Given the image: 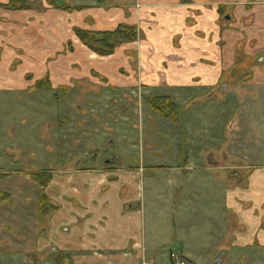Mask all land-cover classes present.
<instances>
[{"label":"crops","instance_id":"0c3cea01","mask_svg":"<svg viewBox=\"0 0 264 264\" xmlns=\"http://www.w3.org/2000/svg\"><path fill=\"white\" fill-rule=\"evenodd\" d=\"M30 1V8L9 9L0 0V95L54 99L60 87L101 79L106 86H138V93L112 98L167 97L179 109L178 123L158 119L183 136L172 141L169 131L153 126L150 143H162L154 154L166 160L147 168L123 169L105 159L99 165L116 168L52 167L45 189L53 210L38 250L2 254L0 264H163L169 253L144 222L153 204L163 214L179 203L196 222L211 220L203 240L174 237L182 244L173 253L185 264L220 251L226 264H264V0ZM120 23L135 25L138 37L107 56L74 33ZM176 215L174 229L184 232L185 219Z\"/></svg>","mask_w":264,"mask_h":264},{"label":"rangeland","instance_id":"374dc122","mask_svg":"<svg viewBox=\"0 0 264 264\" xmlns=\"http://www.w3.org/2000/svg\"><path fill=\"white\" fill-rule=\"evenodd\" d=\"M92 76L99 75L95 72ZM99 81L96 84L77 81L71 88L60 87L54 99H50L49 93H43L44 96L37 93L33 97L35 99L4 98V95H0V255L38 250L36 240L47 230L53 210L50 188L48 186L45 189V186L37 183L35 175L39 174L38 180L42 181L45 174H50L52 167L61 168L65 165L71 169L73 166L115 169L114 165H99L105 158L123 169L137 165L147 168L150 162H165L162 153L159 156L154 154L160 150L156 145L161 146L162 143H150L156 139L152 135V128H165L170 132L172 141H176L181 129L177 130L174 124L168 125L160 120L163 117L154 113L156 111L150 108L149 98L143 95L135 96L136 100L128 95H119L120 99L117 96V100L112 98V93H138V86H106L104 79ZM97 92L101 93L102 100L95 102L88 99L91 93ZM149 116L153 120L149 118L146 121ZM116 123L120 125L119 130L116 129ZM185 132L184 135H190ZM176 150L171 149L170 156H176ZM132 157L139 158V161L132 160ZM66 160L68 164H62ZM172 194V204L177 203L178 196L174 191ZM172 207L177 208L176 205L165 206L164 213L160 214L158 206L153 204L150 217L144 222L146 233L165 253H169V256L165 254L163 264H172L170 254L180 251L182 243H178L174 237H182L191 242L203 240L202 237L209 233L211 225L209 217H203L197 222L191 219L187 205L184 207L179 203L177 211ZM176 212H181L185 219L184 232L174 229ZM184 234H187L186 237ZM23 237L27 243H20L25 240ZM222 252L210 253V259L193 262L226 264ZM147 263L144 260L137 264Z\"/></svg>","mask_w":264,"mask_h":264},{"label":"trees","instance_id":"16d2710c","mask_svg":"<svg viewBox=\"0 0 264 264\" xmlns=\"http://www.w3.org/2000/svg\"><path fill=\"white\" fill-rule=\"evenodd\" d=\"M48 5L58 6L56 0H45ZM2 5V4H0ZM32 5L30 0H8L4 6L9 9H26ZM62 9L70 10L72 7L66 5L59 6ZM81 7H76L80 9ZM74 33L79 41L87 48L100 56H107L114 52L115 48L122 43L134 41L138 37V29L135 25L120 23L114 29L94 31L81 28H74ZM149 106L160 116L178 121V107L167 97L149 98ZM45 174V173H43ZM35 181L42 187L46 186L50 180V175L45 174L42 181L38 180L39 174L35 175ZM38 176V177H37ZM43 176V175H41Z\"/></svg>","mask_w":264,"mask_h":264},{"label":"built area","instance_id":"2783aa9c","mask_svg":"<svg viewBox=\"0 0 264 264\" xmlns=\"http://www.w3.org/2000/svg\"><path fill=\"white\" fill-rule=\"evenodd\" d=\"M170 259L172 264H185L183 260H181L176 254L173 252L170 254Z\"/></svg>","mask_w":264,"mask_h":264},{"label":"flooded vegetation","instance_id":"af4514ba","mask_svg":"<svg viewBox=\"0 0 264 264\" xmlns=\"http://www.w3.org/2000/svg\"><path fill=\"white\" fill-rule=\"evenodd\" d=\"M105 160H106V162L109 161V163H113V161L108 159V158H105ZM45 173H47V172H45Z\"/></svg>","mask_w":264,"mask_h":264},{"label":"water","instance_id":"95a60500","mask_svg":"<svg viewBox=\"0 0 264 264\" xmlns=\"http://www.w3.org/2000/svg\"><path fill=\"white\" fill-rule=\"evenodd\" d=\"M225 88H226V86L224 87V89H223V90H225Z\"/></svg>","mask_w":264,"mask_h":264}]
</instances>
